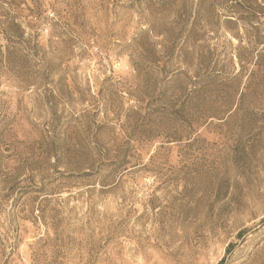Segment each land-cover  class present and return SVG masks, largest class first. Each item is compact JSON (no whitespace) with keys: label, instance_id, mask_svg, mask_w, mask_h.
<instances>
[{"label":"rangeland","instance_id":"obj_1","mask_svg":"<svg viewBox=\"0 0 264 264\" xmlns=\"http://www.w3.org/2000/svg\"><path fill=\"white\" fill-rule=\"evenodd\" d=\"M0 264H264V0H0Z\"/></svg>","mask_w":264,"mask_h":264}]
</instances>
